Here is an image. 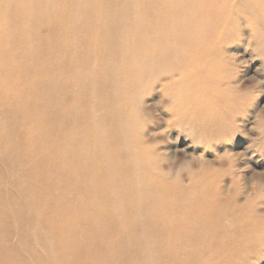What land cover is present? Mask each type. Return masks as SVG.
I'll return each mask as SVG.
<instances>
[{
  "label": "bare ground",
  "instance_id": "bare-ground-1",
  "mask_svg": "<svg viewBox=\"0 0 264 264\" xmlns=\"http://www.w3.org/2000/svg\"><path fill=\"white\" fill-rule=\"evenodd\" d=\"M138 2L0 0V150L6 162L13 168L16 166L11 171L20 185L19 191L23 195L28 193L27 196L31 198L28 199L29 209L39 215L38 228L31 231L37 230V234L43 235L40 232L43 227L53 240L51 242L45 235L47 240L43 251L47 264L70 263L66 257L71 251L76 252V264H105L99 254L89 256L92 252L86 253L84 247L80 249L67 245L70 240L79 241L91 231L95 234L100 232L101 226L104 230L110 222L107 215L102 214L108 208L106 201L110 200L102 182L103 188L95 177H83L102 176L99 165L92 164L84 173L74 165L69 169L66 164L67 155L73 158L79 153L74 150L77 145L74 141L76 129L105 128L102 133L105 144L99 148L104 160L114 162L122 154L132 158L123 169L116 165L111 167L119 174L116 179L127 186L133 183L138 194L135 200H130L136 205L132 215L126 214L130 213L127 210L119 217V234H110L111 254H132L131 249L137 246L135 239L142 236L132 233L131 229H138L140 223L152 231L154 247L159 249L156 264H169L173 263L171 257L177 258L173 255L175 245L165 239L172 229L194 226L218 229L222 234L220 236L230 241L238 232L231 231L228 226L245 222L243 232L239 233L249 234L253 229L248 222L255 217L260 219L253 212H244L233 201L223 199L217 184L196 181L187 190L189 193L179 184H159L153 176L155 174L148 170V153L126 146L132 135V120L126 118L125 124L121 125V111L128 102L121 97V91L130 82L146 84L155 78L153 61L148 58V52L155 48L171 53L161 71L168 76L177 73L181 77L189 104L200 107L211 103L213 92L204 83L205 64L211 58L214 68L211 71L219 74L221 62L214 57V53L227 34L236 28V16L239 14L236 11L239 8L237 1L142 0L141 6ZM247 6L254 16L264 18V0H250ZM109 19H113V23L108 24ZM40 23L49 28L44 38L38 34ZM111 50L118 51L113 63L116 76L105 88L114 97L112 106L103 99L104 90H101L98 81V72L103 66L98 61ZM71 57L82 66L80 77L70 74ZM60 62L63 64L62 70L56 68ZM128 70L134 71L129 79L126 76ZM66 92L73 101L89 93L94 98L102 96L98 98L101 103L95 102V105H100V111H89L81 107L82 104L76 107L66 105ZM69 111L77 112L83 119L70 122L66 115ZM11 115L15 116V123L10 119ZM114 122L118 123V129H125L126 133L120 135L119 130L114 132L111 126ZM17 131L20 139L13 135ZM112 131L120 135L124 146L111 142ZM127 133L131 135L127 136ZM79 141L80 145L87 142L83 139ZM96 150L92 147L89 152L94 155ZM57 152L62 154L61 158ZM131 174L136 177L130 179L128 175ZM201 188L198 194L189 195ZM7 201L0 189V214L8 213L11 217L19 218L16 208ZM122 203L125 202L119 204L123 206ZM96 204L98 207H95ZM138 212L141 216L146 215L140 222ZM225 220H229L230 224H225ZM53 232L58 236H53ZM3 235L0 228V264H18L17 257L8 253ZM101 237H104V232ZM130 237L134 240L130 241ZM40 238L43 239L42 236ZM52 244L61 245V249L57 250ZM164 254L169 256L165 257ZM111 264L124 262L111 258Z\"/></svg>",
  "mask_w": 264,
  "mask_h": 264
},
{
  "label": "rangeland",
  "instance_id": "rangeland-1",
  "mask_svg": "<svg viewBox=\"0 0 264 264\" xmlns=\"http://www.w3.org/2000/svg\"><path fill=\"white\" fill-rule=\"evenodd\" d=\"M141 1L138 2L139 6L142 5ZM236 1L239 6L236 10L239 13L236 16V28L227 34L214 53V57L221 62L219 74H213L211 71L214 69L211 58L205 64L207 68L204 83L210 92H213L211 96L213 99L209 105L197 107L189 104L187 96L184 95L181 77L177 73L168 76L161 71L163 64L166 65L165 62L171 57V53L161 50L162 48L148 52V58L153 61L152 72L155 78L146 84L130 82V85L121 91V97L128 100L121 111L123 115L121 125L125 124L126 118L132 120V135L127 133V136L129 134L132 137L128 138L126 146L148 153V170L155 174L153 176L159 184H179L185 188L186 193H189L187 190L196 181L217 184L223 199L233 201L242 207L244 212L250 214L253 212L255 216L260 217L252 218V222L246 221L253 229L249 234L241 235L245 222L241 225L237 223L234 227L228 226L231 231L238 232L230 241L220 236L222 234L218 229L210 230L196 226L172 229L165 239L175 245L173 255L178 259L171 257L173 263L169 264H264V18L253 15L247 6L250 0ZM113 9L115 10V6ZM108 13L113 16L111 11ZM109 21L108 24L113 23V19ZM37 30L44 38L49 28L46 24L40 23ZM117 34L119 36L120 33ZM113 36L118 37L115 34ZM104 55L105 57L98 61L100 64L103 63L98 72V81L101 90H104L103 99L108 101L107 105L112 106L115 103L114 97L105 88L116 76L113 63L118 57V51L111 50ZM69 60L70 74L76 78L80 77L82 66L72 57ZM62 66L60 62L56 68L62 70ZM126 74L129 79L134 75V71L128 70ZM60 90L59 86V93ZM61 95L60 93V98ZM64 97L66 105L76 107L82 104L80 106L89 111H100V105H95V102L101 103L99 99L102 96L94 98L89 93L83 97H76L78 101H73L66 92ZM66 115L70 122L83 119L82 115L73 111ZM10 119L15 123V116L11 115ZM111 126L114 132L119 130L120 135L126 133L125 129H118L117 122ZM104 130L105 128L100 126L85 131L76 129L74 141L77 145L74 146V150L79 153L73 158L67 155L66 164L69 169L74 165V168L84 173L92 164L99 165L102 176L83 177L89 179L95 177L96 181L100 180V186L102 182L110 198L106 201L108 208L102 214H106L110 222L106 224L107 228L104 227L105 231L101 226L100 232L95 234L91 231L89 235H83L79 241L70 240L67 245L80 249L84 247L86 253L92 252L89 256L99 254V258L105 264H111V258L121 259L124 264H156L159 249L154 247L152 231L143 227L142 223L138 229H131L132 233H137L142 238L135 239L137 246L136 249H131L130 256L129 254L125 256L126 253L121 256L110 252L112 243L110 234L111 232L119 234V217L127 210L130 213L126 214L132 215L136 205L130 200H135L138 194L133 183L127 186L126 183L117 180L119 174L111 168L116 165L123 169L132 158L122 154L121 157L115 158L114 162H110L109 159L104 160L103 156L101 157L99 148L105 144L102 138ZM13 135L16 139L21 138L18 137V131ZM120 135L116 133L110 135L111 142L116 146L123 145ZM82 139L87 142L80 145L79 140ZM92 147L97 149L94 155L89 152ZM56 154L59 158L62 157L60 152ZM5 159L0 150V189L3 197L9 200L7 204H13L14 209L16 208V216L19 218L11 217L8 213L0 214V228L5 237L3 242L9 248L8 253L11 252L13 257H17L18 264H47L43 248L46 236L48 238L49 236L43 227L40 230L43 235L37 234V230L31 231L32 228H38L39 215L29 209L28 199L31 198L27 196L28 193L25 192L23 195L19 191L20 185L18 186L11 171L16 169V166L13 168ZM128 176L130 179L136 177L132 174ZM202 189L194 190L189 195L198 194ZM122 190L125 191L122 193ZM121 201L125 202L122 203L123 206L119 204ZM138 213L136 214L140 222L146 215L143 213L145 216H141ZM225 224L229 225V220H225ZM102 232L104 237H101ZM162 232L165 233V230ZM53 236L58 234L53 232ZM165 239L164 241H167ZM127 240L128 238L125 242ZM132 240L134 238L130 237V241ZM52 245L57 250L61 249V245ZM75 254L76 252L71 251L66 257V260L70 261L68 264H76ZM164 260L167 263V260Z\"/></svg>",
  "mask_w": 264,
  "mask_h": 264
}]
</instances>
